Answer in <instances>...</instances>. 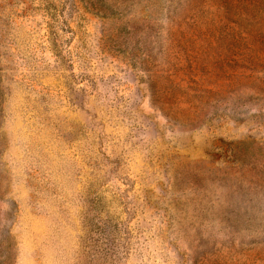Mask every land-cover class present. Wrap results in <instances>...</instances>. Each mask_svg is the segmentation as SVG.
Listing matches in <instances>:
<instances>
[{"label":"rangeland","instance_id":"obj_1","mask_svg":"<svg viewBox=\"0 0 264 264\" xmlns=\"http://www.w3.org/2000/svg\"><path fill=\"white\" fill-rule=\"evenodd\" d=\"M0 264H264V0H0Z\"/></svg>","mask_w":264,"mask_h":264}]
</instances>
